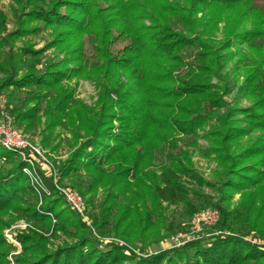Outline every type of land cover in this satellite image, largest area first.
<instances>
[{
    "label": "trees",
    "instance_id": "1",
    "mask_svg": "<svg viewBox=\"0 0 264 264\" xmlns=\"http://www.w3.org/2000/svg\"><path fill=\"white\" fill-rule=\"evenodd\" d=\"M15 2L13 11H20L16 29L0 35V45L43 27L52 37L43 50L54 48L64 57L21 76L15 65L0 80V92L10 88L9 99L22 91L26 97L6 109L20 125L33 127L45 104L47 127L64 125L72 133L78 147L59 170L80 190L87 182L83 195L91 193L90 205L99 188L105 191L103 213L94 218L98 230L111 224L116 237L133 246L139 237L159 240L166 235L161 229H171L162 199H179L195 212L178 177L205 181L187 154L173 155L161 175L154 165L162 146L177 147L178 135L197 134L213 120L217 125L206 134L210 145L205 153L225 166L222 193L230 198L240 192L242 198L233 209L216 205L220 218L207 237L139 255L128 245L93 237L64 207L53 179L46 178L48 190L39 192L24 171L28 162L0 143V264H10L14 248L3 231L20 219L29 226L18 234L22 250L16 264H264V242L244 237L254 232L264 241V10L255 0ZM225 18L224 38L216 45L213 37ZM5 23L6 14L0 12V34ZM86 38L95 44L94 61L84 59ZM120 40L126 44L114 52L111 45ZM189 47L197 48L192 61L183 55ZM18 52L21 57L41 54L31 46ZM230 60L242 76L240 90L249 106L225 101L230 88L222 71ZM0 69L6 70L2 64ZM80 77L102 86L98 111L65 85ZM215 78L219 82L213 83ZM58 231L73 240L52 249L50 237H59Z\"/></svg>",
    "mask_w": 264,
    "mask_h": 264
},
{
    "label": "rangeland",
    "instance_id": "2",
    "mask_svg": "<svg viewBox=\"0 0 264 264\" xmlns=\"http://www.w3.org/2000/svg\"><path fill=\"white\" fill-rule=\"evenodd\" d=\"M254 3L264 10V0H255ZM15 6H17L15 0H0V12L6 14V29L0 34L2 36L6 37L9 32H13L16 29L17 15H20V11L15 13L13 11V7ZM230 14V21L233 22L235 15L232 13ZM226 19L227 18L223 19L221 23H219V29L215 32L213 37L216 45L224 38L223 31L226 26ZM247 27H250L249 23ZM175 28L182 29L180 24H176ZM51 40V30L41 27L40 31L26 34L21 38H10L7 43L1 44L0 64L4 65L6 70L0 69V80L11 75L15 65L18 68L19 76H21L24 72L29 71L30 68L42 70L50 59H62L64 55L57 52L54 48L43 50ZM125 44V41L120 40L112 44L111 48L114 52H118ZM24 46H31L33 50L41 51L40 56H19L20 52L18 51ZM196 52L197 48L189 47L183 51V55L186 59L192 61ZM84 59L87 61H94L95 59V44L90 41L89 38L85 39ZM234 64V61L230 60L229 64L222 71V76H224L225 82L230 88V93L226 94L224 97L225 101L230 106H249L252 103L243 96L240 90L243 79L239 72L234 70ZM217 82L219 81L216 78L213 79V83ZM65 85L73 88L75 97L79 98L84 104L93 108L94 111L99 110L101 107L100 96L102 86L96 80L80 77L66 82ZM9 91L10 88L0 92V127L10 126L12 129L18 130L23 134L24 138L32 144L33 147L22 149V153L24 154H21L19 150L15 149L7 150L15 152L17 155L19 154L22 159L28 162L24 171L29 176L31 182L35 184L36 189H38L39 192H41V188H45V191L48 190L45 179L52 178L55 188L63 197L64 207L69 208L86 224L93 237L103 240L104 243L114 242L120 245H128L123 239L116 237L111 224H107L99 230L94 224V218H99L103 213L101 212V205L105 197V191L99 188L96 195H94L93 205H90L88 199H90L91 193H87L86 196L83 195L87 187V182L85 181L84 188L80 190L79 187L72 184L70 177L63 178L61 176L62 174L59 170L61 165L68 159L69 154L78 147V143L75 142L72 133L64 125L57 126L55 129H49L47 127L48 120L45 104L41 105V109L37 113L38 117H40L39 123L33 127L20 125L13 111L11 112V109L21 103V100L26 97V93L25 91L18 92L14 95L13 99H9ZM8 103L11 108L9 111L6 109ZM226 109L227 106L222 108L220 113L225 112ZM216 125L217 121L213 120L200 129L197 134L178 135L177 147L167 144L158 150L154 165L157 174L161 175L162 166L170 165L173 155L183 157L184 153H186L192 163V168L205 182L201 183L185 175H179L180 177H178V180L188 189V198H190V203L195 207L196 211L190 212L191 210H189L188 204L183 203L179 199L171 201L162 199L164 214L167 217L166 223H168L171 229H161V234L166 235L159 240H157L155 236L139 237L134 242L133 246L128 245L129 248L137 254L147 256L152 253L180 247L187 242L197 241L207 237L209 233H212L213 227L216 226L217 223L211 227L204 226L203 229L195 231L191 225L193 215L204 208H216V205H220L224 209H233L240 202L242 198L240 192L234 193L230 198L222 193L220 188L221 181L224 179L225 166L217 160L214 155H207V153H205L210 145V141L206 138V134L212 128H215ZM253 135L257 137L260 135V132H255ZM246 140L245 138L242 141L244 142ZM0 143L2 144L1 137ZM206 182L211 185L206 184ZM74 190L83 197L85 208L83 214L75 211L66 199L65 191L70 192ZM206 201L212 202V205H205ZM55 222L56 219L53 218V223ZM28 226L29 223H27L25 219H20L3 231L6 241L10 242L14 247L8 255L10 264H16V256L22 250V245L18 240V234L27 231ZM57 233L59 237H50L51 243L49 247L52 249H55L56 246L63 242H70L73 240L72 236L65 234L63 231H58ZM257 236L256 233L249 232L244 237L252 243H263L264 241L260 240L259 236ZM141 249H143L142 252L140 251ZM126 253L130 254L129 249H127ZM125 264H128V262H125Z\"/></svg>",
    "mask_w": 264,
    "mask_h": 264
},
{
    "label": "built area",
    "instance_id": "3",
    "mask_svg": "<svg viewBox=\"0 0 264 264\" xmlns=\"http://www.w3.org/2000/svg\"><path fill=\"white\" fill-rule=\"evenodd\" d=\"M0 137L2 139V145L6 149L19 150L22 153V149L33 147L32 144L26 140L22 133L16 129H12L10 126L0 127ZM30 160V159H29ZM66 199L70 206L80 214L85 211L83 197L76 191H65ZM220 218V210L215 207L204 208L196 212L191 221L192 228L195 231L203 229L204 226L215 225Z\"/></svg>",
    "mask_w": 264,
    "mask_h": 264
}]
</instances>
